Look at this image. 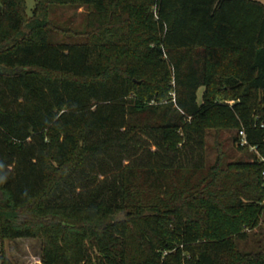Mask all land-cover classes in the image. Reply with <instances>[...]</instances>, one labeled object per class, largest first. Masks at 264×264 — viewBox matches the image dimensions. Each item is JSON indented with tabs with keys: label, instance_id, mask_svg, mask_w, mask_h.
<instances>
[{
	"label": "trees",
	"instance_id": "16d2710c",
	"mask_svg": "<svg viewBox=\"0 0 264 264\" xmlns=\"http://www.w3.org/2000/svg\"><path fill=\"white\" fill-rule=\"evenodd\" d=\"M26 1L0 0V239L41 264H264L235 242L264 212V4ZM54 4L94 23L54 39ZM215 125L259 158L205 169Z\"/></svg>",
	"mask_w": 264,
	"mask_h": 264
},
{
	"label": "rangeland",
	"instance_id": "374dc122",
	"mask_svg": "<svg viewBox=\"0 0 264 264\" xmlns=\"http://www.w3.org/2000/svg\"><path fill=\"white\" fill-rule=\"evenodd\" d=\"M264 4V0H259ZM36 0L26 1L25 16L27 20L33 17ZM154 14V11H152ZM47 20L61 31L53 32V38L73 41L78 39L75 33L83 32L94 23V15L90 8L85 6L54 4L49 6ZM26 32V26L22 27ZM69 31V32H68ZM71 31V32H70ZM173 87V83L170 84ZM200 89L198 93L199 101L203 93ZM173 98V92L170 93ZM236 131L220 126H213L206 130L204 167H212L218 157L223 166L236 161L251 162L254 156L259 158L253 149H246L237 140ZM260 223L254 229H245L248 234L246 240H235L237 250L240 253L264 252V212L260 217ZM41 245L36 239H17L13 241L0 239V264L2 259L8 260L12 264H41Z\"/></svg>",
	"mask_w": 264,
	"mask_h": 264
},
{
	"label": "built area",
	"instance_id": "2783aa9c",
	"mask_svg": "<svg viewBox=\"0 0 264 264\" xmlns=\"http://www.w3.org/2000/svg\"><path fill=\"white\" fill-rule=\"evenodd\" d=\"M240 136L243 138V140L241 141V146H244L246 144V142L244 141V135H243V133H240Z\"/></svg>",
	"mask_w": 264,
	"mask_h": 264
}]
</instances>
